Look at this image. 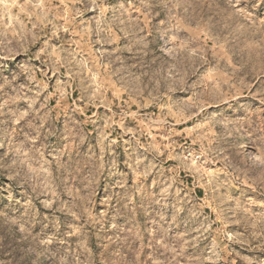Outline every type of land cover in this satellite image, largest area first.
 Instances as JSON below:
<instances>
[{"label": "clouds", "instance_id": "9594fccd", "mask_svg": "<svg viewBox=\"0 0 264 264\" xmlns=\"http://www.w3.org/2000/svg\"><path fill=\"white\" fill-rule=\"evenodd\" d=\"M104 3L84 0L73 13L65 0H27L23 6L0 0L5 34L14 32L11 40L0 41V57L7 58L0 59V191L9 192L7 212L19 214L13 221L0 209V264H154L158 255L163 256L160 264H204L189 261L185 248L163 242L169 229H179L201 214L196 203L189 207L190 189L188 199L180 195V170L197 174L194 182L203 183L216 206L232 199L233 189H240V196L249 188L264 195V85L253 91L247 79H241L244 75L255 82L258 73L264 75L261 57L250 54L247 43L254 36L255 48L264 56V27L240 7L259 9L264 0H139L140 7L121 3L113 9ZM141 7L147 14L133 18L131 13ZM155 7L164 18L150 29ZM13 8L19 12L9 26ZM92 8L100 13L85 27L76 18ZM202 11L208 13L207 20ZM181 16L198 25L203 22L216 47L205 51L198 45L194 52L177 48L174 36L184 27ZM65 31L79 36V42L65 41ZM42 36L40 48L33 51ZM53 38L61 41L57 49L51 48ZM64 43L77 47L65 49ZM228 52L243 72L230 63ZM37 60L61 76L66 73L67 79L49 91L48 72L34 66ZM10 61L16 70L9 78L4 73ZM210 66L218 72L212 80ZM93 72L114 76L127 94L115 110L113 100L94 88ZM74 85L85 98L83 108L68 103ZM13 101L23 102L24 110L10 111L7 104ZM89 105H103L107 112L81 118ZM150 105L159 111H142ZM127 119L137 126L125 127ZM177 125L184 126L183 133ZM129 133L131 176L116 151L121 147L118 140ZM145 135L150 139L141 142ZM177 148L187 155L175 156L169 174L164 165ZM148 176L153 177L150 183ZM97 208L103 210L94 211ZM60 214H65L63 220ZM37 217L42 230H53L50 238L18 227L24 222L30 228ZM211 222L205 217L197 231H208ZM243 224L246 237L215 230L214 258L227 264V255L221 253L227 252L228 240L253 253L249 264H264V217L244 218ZM137 244L140 250L150 249L152 256L138 259Z\"/></svg>", "mask_w": 264, "mask_h": 264}, {"label": "rangeland", "instance_id": "374dc122", "mask_svg": "<svg viewBox=\"0 0 264 264\" xmlns=\"http://www.w3.org/2000/svg\"><path fill=\"white\" fill-rule=\"evenodd\" d=\"M11 3H15L17 5L23 6L27 0H10ZM66 3L69 4L71 11L74 13L76 9H80L83 6L84 0H65ZM123 3L124 7H129V5L140 7L139 0H105L104 7L106 9H113L118 8L120 4ZM74 5V7H73ZM240 7L244 8L246 12H248L257 23L261 25V27H264V5H262L259 9H253L251 6H245L244 4H241ZM154 13H156L154 16H152L149 19L148 27L151 29L153 25L157 24L160 20L164 18V12L160 10V7H155L152 9ZM19 12L18 8H13L9 10L7 21L8 25L11 26L13 24V17L16 15V13ZM100 13V9L98 8H92L89 11H86L83 13L82 16H78L76 19L77 21H84L85 27H91V21L94 16H98ZM141 13L147 14V9L145 7L140 8V12H132L131 16L135 18L136 16L140 15ZM108 16L112 15V12L109 11L107 13ZM201 17L203 20H207L208 13L201 12ZM181 21L184 23V27L179 29V32L177 35L174 36L176 47L179 49H183L185 47L192 49L193 52L196 50L197 46H204L205 51H207L209 48H215L216 44L213 43L212 34L209 33L208 29L203 26V22H201L199 25L196 22H189L185 20L183 16L180 17ZM4 21L5 16L3 9L0 8V41H7L11 40L13 38L14 32H8L5 34L4 31ZM63 23V22H61ZM50 27V26H49ZM18 31V28L16 29ZM47 30V29H46ZM76 31H79L77 29ZM155 34V33H154ZM65 41L67 40H76L79 42L80 37L73 35L72 31H65L63 33ZM94 39V36L90 37ZM264 38V37H262ZM45 39V37H41V41H37L34 45H32V50L35 51L40 48L41 42ZM52 49H57L61 46V41L57 38H53V40L50 42ZM247 43L249 45V52L254 57L260 56L259 63L264 64V56H261V54L257 51L255 48V45L257 44V40L254 36H250L247 39ZM63 47L65 49H75L77 47L76 43L68 44L64 43ZM96 47H93V51H95ZM224 51H228L227 45L223 46ZM61 57L65 55V53L61 52L59 54ZM229 61L231 64L235 66L237 70L241 69V66L239 63L236 62L235 59L232 58V53L228 52ZM0 59H7L6 57H0ZM53 60H55V56L53 57ZM34 66L37 69L40 70H46L48 72L49 79L47 81L48 90L51 91L55 85L58 83L63 82L67 79V74L65 73L64 76H61L60 73H56L54 69L47 68V65H41L40 62L34 61ZM108 65L105 62V69H107ZM16 70L15 63L9 62L8 70L4 73L5 76L11 77V74ZM60 72H64V69L61 68ZM208 76L209 79L212 80L218 76V72L215 66H210L208 68ZM92 79L95 82L94 88L98 89L101 93L104 94V96L107 99L113 100V109L115 110L116 105L121 104L123 100L127 99V94L123 91L122 86L120 83H117L116 78L114 76L106 75L104 72H93L92 73ZM241 79H247V82L252 85L253 91L260 90L261 86L264 85V75H260L258 73V79L253 82L252 79L247 78L244 75H241ZM120 97V99H113L114 97ZM45 97L42 96L41 99H44ZM187 98V97H185ZM73 101H75L81 108L85 105V98L82 96V92L79 88H77L75 85L73 86L71 99L68 101L69 104H71ZM56 99L52 98L50 103L51 105L56 104ZM145 102L147 103V97L145 99ZM7 108L12 112H18L24 110V104L23 102H9L7 104ZM133 110H135V105H133ZM142 111H148L152 113H156L159 111L154 105H150L146 109H142ZM93 112L98 113H104L107 112V109L103 105L93 106L89 105L88 109L81 114V118L83 116H92ZM20 123H23L21 120ZM125 127L128 128H135L137 126V122L132 119L125 120ZM177 131L183 133L184 126L183 125H177ZM188 127H191V124L188 125ZM87 129L89 133L93 136L96 135V132L93 129L92 124L87 125ZM120 131V128H116V132L112 133V136L114 139L117 138V133ZM158 131V130H157ZM145 133H147V129H145ZM155 135V131L153 132ZM131 133L124 135L122 140H118V143L121 145V147L117 148L116 151L120 154V160H121V166L122 169L128 173V175H132V173L129 171L131 165L127 163L128 157L126 155L127 151H131L130 148H128L129 144V137ZM150 139V137L141 136L140 140L143 142L145 139ZM159 138V137H157ZM190 143V142H189ZM139 151L143 152L144 149L141 147ZM176 155H187V152H181L179 148L176 149L175 153H173L168 159L166 164L164 165L165 168L169 169V174L171 173V167L177 163L175 160ZM145 163H148V161H145ZM209 170H211V167L214 166H208ZM197 175L195 173L193 174H186L185 170H180L179 176H180V182H179V188L182 189L180 191V195L182 197H185V199H188V196L186 193H188L189 189L191 190L190 196L193 198L189 200V207L192 203H196L197 206L201 209V214L199 217H193L192 220H189L187 224H182L179 229L171 228L167 232V235L164 237L163 242L168 244L170 247L177 248L182 247L185 248L186 253L188 255V260H195L200 261L203 260L204 264H226L225 260H216L213 255V242L216 240L215 230L218 228H223L225 232L229 234V236H247L248 232L245 230V226L243 224L244 218H252V217H264V195L258 196L256 193H254L251 188H249L245 194V196H240V189H233L229 195L232 197L230 200H226L223 204H219V206H216L212 203L209 192L206 189V187L203 185V183L199 180H196L194 182V176ZM222 175V174H221ZM147 181L150 183L153 179L152 176L146 177ZM4 183L7 184L6 178H3ZM131 183V180L129 181ZM223 191V190H221ZM8 195L9 192L5 189L4 191H0V209L5 210V214L9 217L10 220H18L19 214H13L11 212H7L6 205L8 203ZM12 195L16 198H19V192L13 191ZM171 199V198H170ZM253 201V202H249ZM102 208H97L94 211H102ZM43 213L46 214L47 210H41ZM170 214V213H169ZM61 220H63L65 214H60ZM182 216H186L187 213H182ZM205 217H209L212 221L211 223L207 224L208 231H203V229H200V231H197V229L200 228V223L205 221ZM40 217L36 218V221L32 223V226L29 228L28 225L24 222H21L18 227L22 230H27L32 233V235H39L42 239H48L52 235V229H44L42 230L41 224L39 223ZM237 221H240L239 223ZM141 226H143L144 221L141 218L140 220ZM13 227H16L15 225ZM203 232V239H199L200 232ZM209 233H212V235H209ZM196 241L195 247H189V245H192L193 242ZM224 246L227 248L226 253H221V255H227V264H249V260L253 258V253L248 250L247 247H242L239 243H233L231 241L225 240ZM137 257L141 261L145 259V257L152 256V252L150 249H142L140 250L139 244H137ZM163 247L159 248V252H163ZM245 257H248L249 259H245ZM261 259H264V253L261 254ZM163 260V256L158 255L154 261V264H160V262ZM183 264H188V261H184Z\"/></svg>", "mask_w": 264, "mask_h": 264}]
</instances>
